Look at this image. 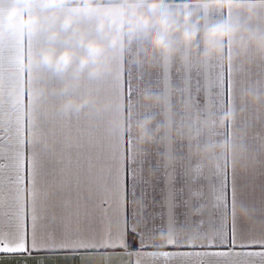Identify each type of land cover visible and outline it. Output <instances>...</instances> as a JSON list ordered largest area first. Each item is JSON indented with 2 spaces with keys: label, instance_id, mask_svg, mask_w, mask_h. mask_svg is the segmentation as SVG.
I'll list each match as a JSON object with an SVG mask.
<instances>
[{
  "label": "crops",
  "instance_id": "obj_1",
  "mask_svg": "<svg viewBox=\"0 0 264 264\" xmlns=\"http://www.w3.org/2000/svg\"><path fill=\"white\" fill-rule=\"evenodd\" d=\"M45 43L0 42V264H264V60L56 75Z\"/></svg>",
  "mask_w": 264,
  "mask_h": 264
},
{
  "label": "clouds",
  "instance_id": "obj_2",
  "mask_svg": "<svg viewBox=\"0 0 264 264\" xmlns=\"http://www.w3.org/2000/svg\"><path fill=\"white\" fill-rule=\"evenodd\" d=\"M41 33L46 43L32 61L56 75L71 70L101 76L117 52L133 45L138 54L164 62H184L198 51L202 60H219L226 48L232 49L226 61L264 60V0H6L0 5V42ZM74 106L71 99L66 104ZM152 120L139 122L141 141L153 139Z\"/></svg>",
  "mask_w": 264,
  "mask_h": 264
},
{
  "label": "snow or ice",
  "instance_id": "obj_3",
  "mask_svg": "<svg viewBox=\"0 0 264 264\" xmlns=\"http://www.w3.org/2000/svg\"><path fill=\"white\" fill-rule=\"evenodd\" d=\"M10 251H21V250H26L25 245L23 247H17V248H13V249H8Z\"/></svg>",
  "mask_w": 264,
  "mask_h": 264
}]
</instances>
